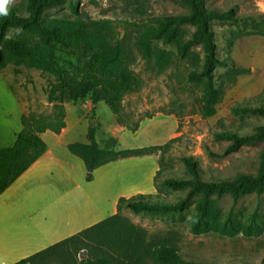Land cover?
<instances>
[{"label":"rangeland","instance_id":"obj_1","mask_svg":"<svg viewBox=\"0 0 264 264\" xmlns=\"http://www.w3.org/2000/svg\"><path fill=\"white\" fill-rule=\"evenodd\" d=\"M73 2L94 19H110L114 22L116 41L129 54L128 64L137 78V87L122 99L123 123L118 121V117L104 102L97 108L84 110L80 104L86 100L93 104L90 96L65 102V110L70 105L76 113L69 119L70 124H77V132L72 139H79L81 131L90 126L95 127L98 141L102 143L99 142L100 145L108 149L148 147L165 144L175 138L163 154L160 151L154 153L158 170L161 171L151 194L161 201H175L185 194L186 190L172 189L162 184L166 177L187 176L182 160L184 156H193L203 169V176L210 180L231 178L240 172L257 171L262 142L244 143L237 150H228L232 140H218L216 134L224 131L245 134L264 123L261 115L248 112L235 114L231 110L238 103L264 104V0H205L207 7H234L244 17L238 23L217 20L211 22L219 56L232 58L242 70L234 81L225 82V92L216 106V114L211 117H203L199 111L203 86L187 80L188 73L194 69L192 62L176 57L168 68L159 71L142 57L136 46V37L141 29L156 24L163 15L186 12L188 7L184 3L179 0ZM11 6L24 8L25 0H15ZM46 14L73 16L68 2L47 10ZM183 28L191 32L195 26L186 24ZM9 36L35 40L28 33L18 30L12 31ZM155 44L177 55L176 44L166 45L161 41ZM197 49L200 50V47ZM60 62L62 66L72 69L75 58L61 53ZM226 71V67L217 68L218 76H224ZM55 81V75L33 67L25 59L8 61L0 69V147L14 144L15 136L23 129L22 115H49L53 112L55 102L49 99L48 91ZM148 115L153 117L147 118ZM140 120L137 131L127 128L117 134V140L108 137L113 135L114 125L133 126ZM129 181H132L134 188L140 183L136 179ZM143 184L148 185L145 182ZM73 186L76 185L70 187ZM80 191V188H72L74 194ZM53 200L62 203H66V200L76 202L70 198H59L58 195L45 197L46 202ZM197 201L198 197L181 212L152 214L124 210L122 215L143 231L146 245L159 239L174 238L180 255L179 264H262L264 193L249 194L237 201L226 194L219 202L222 211L219 221L223 222L227 214L233 211L235 223L256 232L250 236L242 232L234 236L213 231L194 234L191 232V225L196 217ZM61 211L66 215L64 209ZM106 213L108 211H104ZM102 248L112 255L119 254L115 246L88 240L78 247L71 244L65 254L56 256L50 262L82 264ZM141 264L158 263L151 257H146Z\"/></svg>","mask_w":264,"mask_h":264},{"label":"trees","instance_id":"obj_2","mask_svg":"<svg viewBox=\"0 0 264 264\" xmlns=\"http://www.w3.org/2000/svg\"><path fill=\"white\" fill-rule=\"evenodd\" d=\"M179 1L188 7L187 11L163 15L156 24L141 29L136 37V46L142 57L159 71L168 68L176 57L192 62L194 69L188 73L187 80L203 86L199 111L203 117H211L217 112L216 106L225 92V82L234 81L242 72L232 58L219 56L211 22L238 23L244 17L234 7L210 8L205 0ZM66 2L70 3L72 17L46 14L47 10ZM186 24L195 26V29L188 32L183 28ZM14 30L28 33L35 40L9 36ZM115 35L116 26L112 20L90 17L73 0H25L24 8L10 6L9 14L0 16V69L8 61L25 59L33 67L55 75L56 79L48 91L49 99L55 102L53 112L49 115H22L23 129L16 135L14 144L0 147V195L46 151L42 134L48 130L59 134L66 126L65 102L90 96L94 105L105 102L123 123L121 102L125 94L137 87V78L128 64L129 54L116 41ZM158 41L166 45L176 44L177 55L157 46L155 42ZM61 53L74 56L72 69L61 65ZM218 67L227 68L224 76H218ZM231 110L235 114L248 112L264 117V104L238 103ZM140 122L133 126L121 125L135 132ZM87 138L88 143H71L69 149L84 160L90 172L88 180H91L95 169L106 163L158 151L163 154L175 139L148 147L108 149L100 147L93 126L89 127ZM216 138L232 140L228 150H237L244 143L262 142L257 171L210 180L203 176V169L193 156H184L182 160L187 176L162 180V184L169 188L186 190L179 199L161 201L156 200L154 194L143 193L121 197L115 214L14 264H51L50 260L65 254L71 244L78 247L88 240L115 246L119 254L112 255L102 248L82 264H141L146 257H151L158 264H179L180 255L174 238L159 239L146 245L143 231L123 216L122 211L181 212L197 197L196 217L191 225L194 234L211 231L228 236L240 232L247 236L255 234L249 227L235 223L233 211L220 222L222 211L219 202L226 194L237 201L249 194L264 193V123L249 133L224 131L217 133ZM160 171H157L155 180Z\"/></svg>","mask_w":264,"mask_h":264},{"label":"crops","instance_id":"obj_3","mask_svg":"<svg viewBox=\"0 0 264 264\" xmlns=\"http://www.w3.org/2000/svg\"><path fill=\"white\" fill-rule=\"evenodd\" d=\"M100 103H88L87 109ZM73 114L75 110L66 106V126L61 133L48 130L42 134L46 151L0 195V264H14L115 214L121 197L155 190L159 166L154 154L106 163L88 180L90 172L84 160L69 145L88 143L89 127L81 131L79 139H72L77 132V124L69 122ZM126 129L114 125V133L108 137L117 140V134ZM134 178L140 182L135 188L129 181ZM73 184L76 186L70 187ZM72 188L81 191L74 194ZM56 195L76 202L45 201L46 196Z\"/></svg>","mask_w":264,"mask_h":264},{"label":"clouds","instance_id":"obj_4","mask_svg":"<svg viewBox=\"0 0 264 264\" xmlns=\"http://www.w3.org/2000/svg\"><path fill=\"white\" fill-rule=\"evenodd\" d=\"M14 2L15 0H0V16H7L9 8Z\"/></svg>","mask_w":264,"mask_h":264},{"label":"built area","instance_id":"obj_5","mask_svg":"<svg viewBox=\"0 0 264 264\" xmlns=\"http://www.w3.org/2000/svg\"><path fill=\"white\" fill-rule=\"evenodd\" d=\"M81 105H82V107L85 108V109L89 108L88 101H84V102H82Z\"/></svg>","mask_w":264,"mask_h":264}]
</instances>
